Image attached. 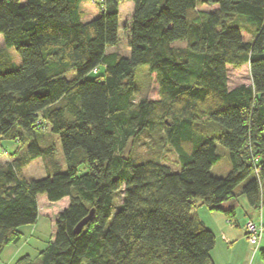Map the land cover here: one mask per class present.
<instances>
[{
	"label": "trees",
	"instance_id": "obj_1",
	"mask_svg": "<svg viewBox=\"0 0 264 264\" xmlns=\"http://www.w3.org/2000/svg\"><path fill=\"white\" fill-rule=\"evenodd\" d=\"M86 1L98 12L84 22ZM128 1L123 55L107 51L118 43L123 0H0V141L18 143L0 161V254L19 240V226L35 223L40 195L69 198L40 264H213L215 237L195 203L217 210L243 197L264 209V0ZM202 5L212 8L197 13ZM236 15L253 26L250 40ZM244 64L250 84L229 87L227 66ZM143 66L155 75L156 99L137 98ZM143 132L161 134L176 168L131 157ZM216 144L228 151L225 176L211 174ZM38 158L46 176L25 178ZM256 251L264 264V247Z\"/></svg>",
	"mask_w": 264,
	"mask_h": 264
},
{
	"label": "rangeland",
	"instance_id": "obj_2",
	"mask_svg": "<svg viewBox=\"0 0 264 264\" xmlns=\"http://www.w3.org/2000/svg\"><path fill=\"white\" fill-rule=\"evenodd\" d=\"M89 7L91 11L89 15L83 17L84 21L90 20L97 12L98 8L89 1H86L81 4V8ZM133 5L128 0H123L120 3V15H119V35L118 43L114 48H108L107 51L115 50L120 54L128 55L129 48L127 46L128 35L124 28V23L127 24L128 14H131ZM212 7H207L202 5L196 9V12H207ZM128 10L130 12L128 13ZM130 16V15H129ZM238 23L245 24V27H240ZM234 25L241 28V35L245 41L250 40L252 34L246 29V26L253 27L249 24L243 15H236ZM184 44L176 43L174 47L181 48ZM3 38L0 34V47H3ZM11 52L13 50H10ZM14 58L16 62L20 61V58L15 52ZM146 67H138L136 70V84L138 82L139 91L137 98L146 97L148 99H156L158 97V85L155 79L154 74H148L146 72ZM227 75L229 87H234L240 84H250V73L247 64L241 65L239 67L227 66ZM141 74L139 75V73ZM103 73V70H100L98 74L90 73L88 76L90 78L98 77ZM74 75L73 71H70L67 74V78H70ZM159 133L149 134L148 132H143L136 139L132 140L127 148V152L131 154L132 158L137 160L149 158V157H160L164 162H166L172 168L177 166V158L175 153L172 150H169L165 143L160 142ZM41 141L43 144H49L55 141V137L50 134L46 129L41 135ZM0 161L3 162L10 158V155L18 147V143L11 140H1L0 141ZM217 152L220 154V159L212 166L211 174L214 176H225L230 168V161L228 156V151L216 144ZM6 150L3 152L1 149ZM20 152V151H19ZM21 153V152H20ZM48 166L46 161L41 160L40 158L30 161L27 166L23 169V175L27 179H38L46 176V167ZM85 169L83 167L79 168L78 175L83 174ZM122 199V191H117L114 193L113 197V209L111 216L115 213L118 208L119 203ZM244 201V198L241 197L239 200ZM69 198L65 197L57 202H49L45 195H40L38 197V216L34 224H27L18 227L19 240L17 242H11L7 244L3 251L0 254V264H16V262L23 258L28 257L33 264H40V252L44 250L47 244L53 237L54 234V219L59 211L67 206ZM258 222V219L254 220ZM246 222V221H245ZM244 222V224H245ZM263 245V242H262ZM263 264L260 256L257 252L253 264Z\"/></svg>",
	"mask_w": 264,
	"mask_h": 264
},
{
	"label": "crops",
	"instance_id": "obj_3",
	"mask_svg": "<svg viewBox=\"0 0 264 264\" xmlns=\"http://www.w3.org/2000/svg\"><path fill=\"white\" fill-rule=\"evenodd\" d=\"M80 10L83 17L89 15L91 11L89 7L81 8V5ZM129 12L130 10H128V13ZM96 15L97 13L92 18ZM129 15L130 14H128V17ZM239 198L241 197H238L236 200L222 203L217 210L208 209L203 206L200 201L196 202L193 208V212L203 222L205 227L214 234L215 245L211 251L213 264H253L255 260L258 251L252 253V247L245 237L244 222L248 219L253 221L259 219V213L258 210L251 208L246 203L245 199L242 201L241 199L239 200ZM261 219L264 224V209H262ZM260 247H264L263 239L259 245V248Z\"/></svg>",
	"mask_w": 264,
	"mask_h": 264
},
{
	"label": "built area",
	"instance_id": "obj_4",
	"mask_svg": "<svg viewBox=\"0 0 264 264\" xmlns=\"http://www.w3.org/2000/svg\"><path fill=\"white\" fill-rule=\"evenodd\" d=\"M262 203L259 206L258 213L259 219L258 222H255L251 219L246 220L244 224L245 237L249 245L252 247V253H254L264 236V224L262 222Z\"/></svg>",
	"mask_w": 264,
	"mask_h": 264
},
{
	"label": "water",
	"instance_id": "obj_5",
	"mask_svg": "<svg viewBox=\"0 0 264 264\" xmlns=\"http://www.w3.org/2000/svg\"><path fill=\"white\" fill-rule=\"evenodd\" d=\"M92 210L90 211V213L84 217L74 228V233H79L81 231V229L83 228V226L88 222V220L90 219V216L92 214Z\"/></svg>",
	"mask_w": 264,
	"mask_h": 264
}]
</instances>
